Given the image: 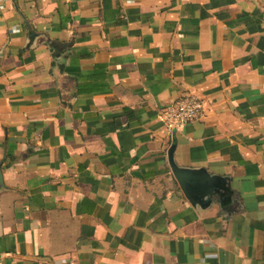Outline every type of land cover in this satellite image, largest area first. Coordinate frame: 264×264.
I'll return each instance as SVG.
<instances>
[{
  "label": "crops",
  "instance_id": "0c3cea01",
  "mask_svg": "<svg viewBox=\"0 0 264 264\" xmlns=\"http://www.w3.org/2000/svg\"><path fill=\"white\" fill-rule=\"evenodd\" d=\"M0 264H264V0L0 2Z\"/></svg>",
  "mask_w": 264,
  "mask_h": 264
},
{
  "label": "built area",
  "instance_id": "2783aa9c",
  "mask_svg": "<svg viewBox=\"0 0 264 264\" xmlns=\"http://www.w3.org/2000/svg\"><path fill=\"white\" fill-rule=\"evenodd\" d=\"M203 107L202 98L194 93H189L158 108L157 117L171 133L186 123L199 119L203 115Z\"/></svg>",
  "mask_w": 264,
  "mask_h": 264
},
{
  "label": "water",
  "instance_id": "95a60500",
  "mask_svg": "<svg viewBox=\"0 0 264 264\" xmlns=\"http://www.w3.org/2000/svg\"><path fill=\"white\" fill-rule=\"evenodd\" d=\"M170 169L174 180L187 198H189L192 193L199 196L206 193V180L208 179L202 171L176 169L171 163Z\"/></svg>",
  "mask_w": 264,
  "mask_h": 264
}]
</instances>
